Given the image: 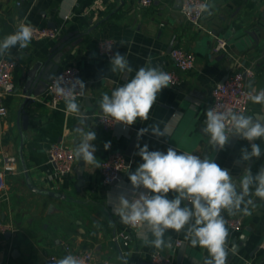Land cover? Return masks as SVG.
Wrapping results in <instances>:
<instances>
[{"label": "crops", "instance_id": "0c3cea01", "mask_svg": "<svg viewBox=\"0 0 264 264\" xmlns=\"http://www.w3.org/2000/svg\"><path fill=\"white\" fill-rule=\"evenodd\" d=\"M208 2L215 5L213 15L203 16L199 26L184 18L181 0H154L150 6L141 5L139 0H0V40L14 33L21 21L61 30L57 38H33L28 48L21 50L17 46L5 54L15 58L18 64L14 71L15 93L6 99V113L0 116V168L7 158H15L16 168L7 177L10 198L0 205V220L11 225L4 231L10 235L5 237L0 231V243L4 244L0 246V264H49L46 260L49 255L57 262L69 255L64 249L66 243L73 250H91L96 264H120L121 255L130 264H149L151 253L156 250L170 256L174 264H204L207 249L192 247L184 239L183 230L177 233L169 229L165 240L170 246L160 249L146 246L140 229L131 230V244L125 247L116 233L126 225L113 213L111 202L122 191H131L128 173L143 163L140 156L134 155L138 151L137 143L141 147L147 144L150 151L166 152L173 147L201 159H214L232 176L243 175L246 167L253 174L264 168V154L248 164L234 163L240 158L242 148L250 151L247 140L237 136L226 150L217 151L202 133L211 90L231 72L253 65L256 73L249 85L256 92L264 90V0ZM217 36L228 40L229 54L213 51ZM105 39L114 40V53H126L132 73L111 72V57L98 52L99 42ZM174 46L196 55V65L182 73L181 85H170L161 91L148 120L138 119L131 126L119 123L112 131L104 130L97 118L102 112L99 107L102 95H111L115 88L133 78L140 67L148 65L162 70L173 67L170 52ZM53 50L64 53L60 68L75 65L86 80L82 93L76 96L86 122L82 125L81 117L66 112L64 99L53 106L52 95L46 91L33 97L32 104L26 108L28 125L24 128L19 123L24 71ZM197 95H201V100ZM191 98L200 101L197 104ZM245 115L264 119V104L250 101ZM153 124H159L162 130L167 126L168 135L156 137L149 130L138 140V131ZM81 127L97 133L92 143L100 165L95 169L84 163L82 183L77 158L74 170L67 175H60L49 160L53 143L63 142L75 148L81 139L78 131ZM22 133L26 138L20 152ZM133 138L136 143L128 167L119 179L104 184L101 163L107 153L115 149L126 152ZM254 142L264 153V139ZM27 173L35 188L29 184ZM168 198H173L171 192ZM251 199L255 204V208L250 206L251 215L221 212L229 233L225 245L229 252L227 264H264V201L255 196ZM232 218H242L243 227L229 228L227 221ZM244 232L248 234L242 240L240 236ZM149 239H152L150 233ZM234 247L238 249L233 250Z\"/></svg>", "mask_w": 264, "mask_h": 264}, {"label": "clouds", "instance_id": "9594fccd", "mask_svg": "<svg viewBox=\"0 0 264 264\" xmlns=\"http://www.w3.org/2000/svg\"><path fill=\"white\" fill-rule=\"evenodd\" d=\"M214 7V3L206 0L198 6H188L186 14L196 12L206 18L213 15ZM33 34V26L21 21L14 33L0 40V56L10 54L17 46L21 50L28 48ZM104 50L111 53V46H104ZM110 70L112 73L133 72L126 53L122 55L117 51L111 55ZM76 81L84 89V84ZM171 82V75L159 67H140L133 78L115 88L111 95H102L99 102L102 115L105 118L110 117L114 123L127 126L135 124L138 119L146 121L158 95ZM249 87L252 88V85ZM56 93L64 97L66 112L81 117L80 123L84 125L86 117H83L76 102L75 89L65 88L58 80ZM247 96L254 104H264V90L256 92L252 88ZM205 115L202 133L208 137L214 150H222L233 135L250 143V151L242 148L240 158L234 161L235 164H248L253 158L259 159L264 154L261 146L254 142L264 139V119L233 110H221L219 105L208 109ZM149 130L156 137L167 136L169 133L167 126L162 130L159 124H153L138 131V140ZM78 131L81 139L73 149L75 157L78 161L83 160L85 165L100 168L94 155L97 149L92 143L96 140L97 133L90 129L84 131L83 127ZM104 147L107 149L109 143L106 142ZM136 148L138 151L134 155L140 156L143 163L135 171L128 173L131 191H122L113 197V213L119 216L121 223L139 228L146 246L157 249L168 247L170 244L165 240L168 230L177 233L183 230L184 239L192 247L207 249L208 257L204 264H227L229 252L225 245L229 233L221 212L226 210L229 215L241 212L244 215L252 214L250 206L255 208V204L251 197L255 196L264 201V168L253 174L251 168L246 167L237 182L214 159H201L193 153L178 152L173 147H169L166 152L150 151L147 144L141 147L137 143ZM170 192L173 194L171 199L168 198ZM149 233L152 239H149ZM57 264L82 262L73 255H68L59 259Z\"/></svg>", "mask_w": 264, "mask_h": 264}, {"label": "built area", "instance_id": "2783aa9c", "mask_svg": "<svg viewBox=\"0 0 264 264\" xmlns=\"http://www.w3.org/2000/svg\"><path fill=\"white\" fill-rule=\"evenodd\" d=\"M143 6H150L154 0H139ZM206 0H181L180 10L184 18L194 25H201V20L204 15L193 12L191 15L186 14L188 6H198ZM33 38H57L61 30L50 26H33ZM104 46H111V53L104 50ZM115 42L112 39H105L99 42L98 52L101 56L111 57L114 54ZM215 53H228L230 51V44L223 36H217L216 42L213 46ZM171 57L174 62L173 67L163 69L172 77L171 85L178 87L182 83V73L192 70L196 65V55L179 46H174L171 49ZM17 60L8 55L0 56V116L6 113V99L15 93L16 82L14 80V71L17 67ZM255 68L253 65H244L239 69L231 72L224 82L217 83L211 90V102L209 109L219 105L221 110H233L238 113L246 114L249 109L250 100L247 93L252 91L249 88V81L255 76ZM62 82L65 88H74L75 95L82 93L83 89L79 86L76 80L81 81L84 86L86 80L81 76L80 69L71 64L64 65L54 75L46 91L52 95V105L57 106L60 100L64 99L62 95L56 93L57 81ZM98 122L106 131H112L119 123L109 117L105 118L102 112L97 114ZM72 147L67 146L63 142H56L51 144L49 148V160L54 164L57 172L60 175L70 174L74 170L76 157ZM15 158H7V161L0 168V205L8 201L10 198L9 183L7 180L8 174L15 171ZM130 157L120 149L111 150L101 163L102 181L108 185L119 179L123 171L128 167ZM227 225L232 230H239L243 227L244 222L242 218H232L227 221ZM11 225L0 220V231L4 232L10 229ZM126 225L116 233V238H122V244L129 247L131 244V230H138ZM180 243V241H178ZM64 249L69 255H73L81 260L82 264H96L93 252L89 249L73 250L70 244H65ZM47 263L57 264L55 257L47 256ZM149 264H174L173 259L162 253L159 250L153 251L150 256Z\"/></svg>", "mask_w": 264, "mask_h": 264}, {"label": "water", "instance_id": "95a60500", "mask_svg": "<svg viewBox=\"0 0 264 264\" xmlns=\"http://www.w3.org/2000/svg\"><path fill=\"white\" fill-rule=\"evenodd\" d=\"M171 49V48H170ZM63 52L62 51H56L53 50L52 52H50L49 54L45 55L43 58L35 61L31 66H29L25 71H24V86L22 88L23 94H24V99L20 108V112H19V116L20 114H22L19 117V123L20 125H22L24 128L28 125V113H26V108L29 107L32 102H33V97L41 95L43 93L46 92L50 82L53 80L54 75L59 71L60 67H61V61H62V57H63ZM227 78V77H226ZM225 78V79H226ZM224 79V80H225ZM224 80H222V82H224ZM198 96V95H197ZM201 100V95L198 96ZM191 100L194 103H199L200 100H193L191 98ZM22 121V122H21ZM21 128V127H20ZM21 132H22V128H21ZM236 135H233L230 137L229 143L222 149V150H226V148L228 146H231L232 141L236 138ZM26 136L22 133V142H21V148H20V152H22V147L24 144ZM136 143V138H133L130 142V145L126 151V153L128 155L132 154V149L134 147ZM219 151V150H217ZM26 168V166H25ZM84 168V161L80 160L78 167H77V172H78V176L81 180V183L84 182L83 179V171ZM27 179L29 184L35 188V186H33L30 177L28 175V173L26 174ZM243 175L237 174V175H233V179L234 181L239 180L240 177H242ZM50 194H52L53 196H57L59 197L60 194L59 193H53V192H48ZM52 207V205H51ZM248 232H244L241 234L240 238L242 240H245L247 237ZM10 235V232H4V236H8ZM4 244L1 242L0 246H3ZM237 247H234L233 250H237ZM182 251V246L179 249V255L180 252ZM179 259V256H178ZM125 261H127V264H130L129 259L126 258L125 255H121V261L120 264H125ZM149 263V262H148ZM99 264H109L107 262H99Z\"/></svg>", "mask_w": 264, "mask_h": 264}]
</instances>
